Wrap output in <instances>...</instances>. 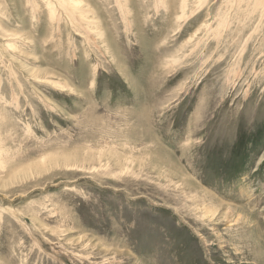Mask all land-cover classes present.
<instances>
[{
	"label": "rangeland",
	"instance_id": "rangeland-1",
	"mask_svg": "<svg viewBox=\"0 0 264 264\" xmlns=\"http://www.w3.org/2000/svg\"><path fill=\"white\" fill-rule=\"evenodd\" d=\"M77 2L0 0V264H264V0Z\"/></svg>",
	"mask_w": 264,
	"mask_h": 264
},
{
	"label": "bare ground",
	"instance_id": "bare-ground-1",
	"mask_svg": "<svg viewBox=\"0 0 264 264\" xmlns=\"http://www.w3.org/2000/svg\"><path fill=\"white\" fill-rule=\"evenodd\" d=\"M71 2H72V4L74 5V6H79V8H82V7H80V4L81 3H79V2H77V0H71ZM81 2V1H80ZM84 6V5H83ZM85 7V6H84ZM83 7V8H84ZM78 8V7H77ZM89 9V8H88ZM85 12H86V10H84ZM4 32L5 33H8V31L6 32L5 30H4ZM106 44H107V42H105ZM41 80H43V81H46V79H44V78H41ZM155 157V156H154ZM155 159V158H154ZM156 160H158V158L156 159ZM159 160H160V165L162 164V165H164V164H166L167 165V163L168 162H166L167 160L166 159H162V158H159ZM158 160V161H159ZM153 161H155V160H153ZM159 163V162H158ZM169 163H170V161H169ZM153 165V164H152ZM150 166V165H149ZM160 167V166H159ZM158 167V168H159ZM175 167V166H174ZM161 168V167H160ZM152 169V168H151ZM171 169H173V168H171ZM175 169H177L176 167H175ZM162 170V169H161ZM157 171V170H156ZM166 171V170H165ZM178 171V170H177ZM156 174H158V173H156ZM178 175H176L177 177L178 176H182L184 179H183V183L184 184H186L185 186H187V187H189V185L187 184V183H189L190 182V180H189V177H187V176H185L184 174H181V172H180V170H179V173H177ZM175 176V177H176ZM168 177V176H167ZM176 177V178H177ZM181 177V178H182ZM173 178H174V176H173ZM175 178V180H177ZM180 178V179H181ZM179 179V180H180ZM179 180H177V182L179 181ZM164 181H166V180H164ZM182 182V181H181ZM177 186V185H176ZM184 186V188H187V187H185ZM193 187L195 188V189H197V185L196 184H194L193 183ZM177 188V187H176ZM183 188V189H184ZM198 189H200L199 187H198ZM180 190H181V188H180ZM187 190V189H186ZM188 191V190H187ZM187 194V193H186ZM181 195H183V194H181ZM184 196V195H183ZM226 210H228L229 212H227V213H225V214H227V217H228V213H230V211L231 210H239V211H241L244 215L243 216H241V218L240 219H238L239 220V222L241 223L240 224V226H244V227H247V228H250L251 230H254L253 231V233H254V235H255V237H257V239L259 240V243H257L258 244V249L256 248V250H258V253H260V254H262V255H264V238L262 237V236H260L259 234H258V231H257V227H256V225H255V223H254V221L252 220V218H247L246 216H251L250 214H248V213H246V212H244L243 210H241V209H238V208H235V207H233V206H227V208H226ZM232 213V212H231ZM231 216V215H230ZM225 217H226V215H225ZM229 220H232V219H229ZM227 221V220H226ZM233 221V220H232ZM235 221V220H234ZM229 223V222H228ZM236 223V222H235ZM231 224H233V223H231ZM230 225V224H229ZM257 252V251H256Z\"/></svg>",
	"mask_w": 264,
	"mask_h": 264
}]
</instances>
